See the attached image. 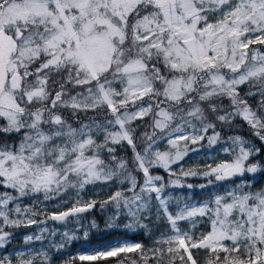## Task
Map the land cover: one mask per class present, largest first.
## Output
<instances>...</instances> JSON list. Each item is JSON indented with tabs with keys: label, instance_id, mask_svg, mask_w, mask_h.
<instances>
[{
	"label": "snow or ice",
	"instance_id": "1",
	"mask_svg": "<svg viewBox=\"0 0 264 264\" xmlns=\"http://www.w3.org/2000/svg\"><path fill=\"white\" fill-rule=\"evenodd\" d=\"M261 48L264 0H0V247L13 239L6 227L31 226L42 214L23 198L80 197L103 183L116 186L107 199H75L48 218L111 205L107 229H148L154 220L166 231L151 247L110 242L79 260L199 264L194 252L204 250L203 264H264ZM238 118L259 145L238 134ZM226 128L233 134L222 137ZM204 141L222 145L228 159L200 170L181 165L177 174L173 165ZM128 150L131 157L119 154ZM190 176L206 183H181ZM228 181L233 186L198 201L170 191ZM204 222L208 230L199 231ZM36 261L53 257L18 252L15 264ZM0 264L14 261L4 256Z\"/></svg>",
	"mask_w": 264,
	"mask_h": 264
},
{
	"label": "trees",
	"instance_id": "2",
	"mask_svg": "<svg viewBox=\"0 0 264 264\" xmlns=\"http://www.w3.org/2000/svg\"><path fill=\"white\" fill-rule=\"evenodd\" d=\"M224 103L227 104L228 101L225 100ZM65 115H69V114L65 112ZM88 115L91 116L93 115V113H89ZM81 119H85V117L81 116ZM69 120H71L70 115H69ZM147 122H148L147 118H145V123ZM0 123H2V121H0ZM139 123L140 122L137 121V124ZM196 126L199 127V124H196ZM234 127L238 129V134L245 136L247 139L255 140V138L251 135L248 126L244 124V122L239 118L235 121ZM144 130L145 129L141 127L138 130V133ZM217 130L219 131L220 129L218 128ZM230 134L233 133L227 130V128L221 132L222 137H226ZM11 139H15V137H12ZM201 143L203 144V142ZM255 143L259 145L260 142L258 140H255ZM190 146L192 147V145ZM119 154L127 157L132 156L130 150ZM206 166L207 165L204 164H197L196 157H189L185 159L183 162L184 169L200 170V169H205ZM176 172L177 174H179L180 171H176ZM155 174L165 176L166 180L169 179L167 173L163 169H156ZM247 178H248L247 176L244 177V179ZM235 182L238 183L239 178H236ZM181 183L199 185L202 183H206V178L202 176H196V177L190 176V177L182 178ZM260 184H264V177L259 178V183L257 184V187H259ZM230 185H233V182L231 181L217 182L216 186H209L207 189L204 190L200 189L199 187H194L192 189H188L186 187L185 188L177 187L174 189H170V191L174 197L200 200V199H208L210 195H215L217 191L223 192V190L225 188H228V186ZM115 190H116L115 185L109 186L107 184L98 183L95 186L87 188L84 193H81L80 197L76 196L75 191H70L66 195V197H68L66 203L61 201L60 199L44 201L42 195L39 204L47 203L48 205L45 208L43 207L38 209V212H42V214H38L35 216L37 223L28 227H19L14 229L7 228V230L12 231L13 239L9 241L5 249L10 250L17 248L22 244H27L24 240V237L26 235H31L33 237L37 235H41L43 237L41 240L33 239L32 241L57 244V245L62 244L64 246L63 247L64 251L69 252V255L71 256L69 258L70 262L68 264H118L119 260L125 259L123 256L110 257L106 260H101V261H81L78 258H76L78 257L77 254L78 248L85 244L100 245L106 242H111L124 238H130L134 241L142 242L146 246L151 247L153 238L158 236L160 232L166 231V226H164L163 224L158 226L154 222V220H146L145 223L148 224V229L132 230V229H124L123 227L107 229L105 228V222L113 214V208L111 205L101 208L100 205L97 204V206L92 210L78 215L70 216L66 221H53L48 218L51 211L59 212L71 208L73 206V201L75 199L82 198L83 200L95 199L97 201H103L107 199V197L111 195ZM2 191H5V189L0 188V192ZM25 199L28 198L26 197ZM171 210L175 211V208L173 207ZM93 222H95L96 225L95 227L93 226ZM124 222L126 221L124 220L123 217H121L120 223L123 224ZM41 229H46L47 231L41 232ZM66 232L70 234L69 236H75L77 238L64 241L63 236L64 233ZM85 232H88L87 239H85L84 237ZM53 233H55V235H53ZM52 248H54V246ZM194 256L198 259L199 264H203L204 260L207 257V254H203L201 253V251H198V252H194Z\"/></svg>",
	"mask_w": 264,
	"mask_h": 264
},
{
	"label": "rangeland",
	"instance_id": "3",
	"mask_svg": "<svg viewBox=\"0 0 264 264\" xmlns=\"http://www.w3.org/2000/svg\"><path fill=\"white\" fill-rule=\"evenodd\" d=\"M254 47H259V46L256 45ZM260 50L264 51L263 48H261ZM196 127L198 128V126H196ZM188 130L191 131V128H189ZM203 144H204V147H200V145L194 146L199 150L196 152L190 151L189 155L185 159H187L189 157H196L197 158V164H204V165L211 164L213 166H215V163H218L221 160L228 159V157L226 155H224L221 151L222 145L218 144V145L209 147V146H207L206 141H204ZM167 147L168 146H167L166 141L161 142V144H160L161 150H166ZM192 147L189 145L190 149ZM184 160L179 162V165H173V168L176 171H180V166L181 165L183 166ZM231 186H233V185H230L228 187H231ZM97 192H99V191H97ZM42 195L43 194L40 193V194H35L34 196H31V197H27L28 199H25L26 197L23 198L22 206H24V205H35L37 207V210L39 208L47 207V205H48L47 203L39 204V201L41 200ZM70 198H69V200H70ZM67 200H68V197L64 196L63 200H61V201L65 202ZM189 200L198 201L196 199H190V198H189ZM64 211H66V210H64ZM52 212L53 211H51V213ZM180 226L184 230H187V228H188V225L186 223H181ZM5 230H7V227L5 228ZM198 230L199 231H207L208 230L207 222H204L203 224H201L199 226ZM26 236H29V235H26ZM63 240L67 241L68 239H66L65 236H63ZM123 240H127L130 242H137V241H134L130 238L119 239V240H115V241H111V242H120ZM109 243L110 242H106V243H103L100 245H88V244L82 245L78 248L77 254H78V256H80V255H91L97 249H101L103 247L108 246ZM6 245H4L3 247H0V257L12 256L14 264H15V260H16V254L18 252H24L25 258H28L31 254H33L35 252H47L50 256L53 257V264H68L70 262L69 258L71 256L69 255V252L64 251V249H63L64 246L62 248L57 249V247H56V246H58L57 244H49V243H42V242H38V241H31L27 244H22V245L18 246L17 248L10 249V250L5 249ZM53 246H54V248H52ZM200 251L203 254H207L204 250H200ZM35 264H39V261H36Z\"/></svg>",
	"mask_w": 264,
	"mask_h": 264
}]
</instances>
